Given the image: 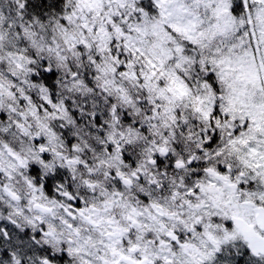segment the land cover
I'll list each match as a JSON object with an SVG mask.
<instances>
[{
    "label": "snow or ice",
    "instance_id": "obj_1",
    "mask_svg": "<svg viewBox=\"0 0 264 264\" xmlns=\"http://www.w3.org/2000/svg\"><path fill=\"white\" fill-rule=\"evenodd\" d=\"M0 264H264V0H0Z\"/></svg>",
    "mask_w": 264,
    "mask_h": 264
}]
</instances>
